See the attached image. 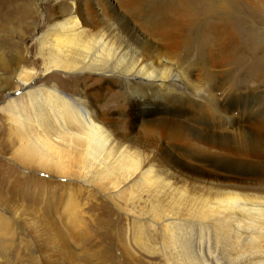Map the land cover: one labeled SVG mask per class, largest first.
I'll return each instance as SVG.
<instances>
[{
    "label": "bare ground",
    "instance_id": "1",
    "mask_svg": "<svg viewBox=\"0 0 264 264\" xmlns=\"http://www.w3.org/2000/svg\"><path fill=\"white\" fill-rule=\"evenodd\" d=\"M188 1L0 0V94L8 95L0 101L7 132L1 142L22 169L63 182H48L60 189L55 213L61 210L83 247L95 242L87 232L93 199L129 217L118 240L129 264H142L137 252L163 264H264L262 67L238 81L245 64L231 61L238 36L216 29L199 99L194 68L181 70L182 53L201 41ZM62 75L73 94L62 88L69 83ZM177 78L191 97L174 89ZM119 85L128 106L104 108ZM35 214L38 222L26 230L37 236L31 254L40 262L55 252L60 231ZM12 218L0 221L6 264H15L11 242L20 228ZM50 242L43 252L41 243Z\"/></svg>",
    "mask_w": 264,
    "mask_h": 264
},
{
    "label": "rangeland",
    "instance_id": "2",
    "mask_svg": "<svg viewBox=\"0 0 264 264\" xmlns=\"http://www.w3.org/2000/svg\"><path fill=\"white\" fill-rule=\"evenodd\" d=\"M158 1L160 3L167 2V0ZM188 2L192 7L191 13L194 15V19H192L191 22V28L194 29V35L199 34L201 41L196 44V49L190 48L189 50H185L182 53L183 55L181 57V62L183 63H181V70H184L185 73L186 68V72L189 73L190 70H193L194 68L193 71L195 74H193V71L190 72L191 75H194L191 76L193 77L191 81H193V84L196 87L199 99L203 96L201 93H203L206 84V76L207 74L211 73V70L208 69L209 66L207 64V58L209 57L208 55L212 49V51L217 49V46L214 42L216 39L215 31L216 29L221 30V27H228L233 32L232 34L238 36L239 51L235 50V57L233 56L231 61L235 63L237 60H242L245 64L244 68L241 69L242 71L240 70V75H238L237 80L243 81L245 78L244 75L253 74V68L255 69L262 67L261 70H259V74L261 76L258 79L260 80L258 83L264 85L263 80L261 79V77L264 78V74H261L264 73V0H200L199 6H194L193 0H189ZM42 6L45 7L44 5ZM208 7L211 9V12ZM47 13L48 12L45 8L40 11L39 20L40 22L42 21V28L46 24ZM12 26L13 25H11V27ZM42 28L37 30V34L41 33ZM197 28L200 29L198 30ZM202 36L204 39H201ZM211 37L214 39V41ZM32 44V40H26L25 42V45L28 48L31 47ZM33 58L34 55L31 51L30 60L33 61ZM259 59L262 60L260 61ZM62 77L66 78L64 75H62ZM59 79L60 78H58V80ZM176 80V86L174 89L182 90L191 97L193 94L192 90H190L191 88L188 87L180 78H177ZM67 82L69 83H66L65 87L62 86V88H65L68 94H73L76 90L75 86L70 81V79ZM91 84V82L85 83L87 88L93 85ZM114 97L117 105L113 104L110 105V107H107L110 99H113ZM2 99L6 101L8 99V95L3 96L0 94V101ZM128 102L129 99L125 89L119 85L118 87L114 88L110 95L102 102V106L115 111L118 109V107L128 106ZM201 103L202 101H199L196 104L198 105ZM1 104V106H3V102ZM243 115L244 118L247 117L246 114L243 113L242 116ZM252 117L254 118V115ZM208 126L211 130H213V124H208ZM225 126L229 127V125ZM195 127L199 128L202 127V125L201 123H197ZM6 133L5 123L0 114V144L2 143L1 140L5 139ZM4 146L5 144L3 143L0 145V194L2 195L0 198V221H2V223H5L3 221H14L12 217H17L20 222V228L14 231L16 238H14V240L11 242L13 247L10 258L13 263L26 264L30 261L29 263L31 264H47L49 261V264H57V262H63L66 259L69 261V264H129L127 260H123L122 249L118 245V240H122V238H124V235L121 236L124 229L128 228L129 226V217H126L125 213L114 208L112 204L104 203L103 201L97 202L93 199L91 202L89 201V204H91L90 216L95 218V221L91 222V219L87 221L90 225H88V231H86L89 233V235H91L90 238L95 242L92 243L89 248L83 247L81 245V239L79 236L78 238L77 236L75 237V235L67 229L64 221L61 219L59 213L61 210H58L59 212L57 214L55 213L57 208L54 202L56 201L57 195H60L58 192L60 189L53 191V186L55 185L50 186L48 185V182L52 183L56 180L53 179V177L50 178L40 172L22 169L20 166L11 161V152H9L7 147ZM56 182L63 184L61 180H57ZM82 197H84V195H82ZM84 199V202L88 201L86 200V196ZM97 205L100 206L97 207ZM59 209L61 208L59 207ZM97 210L100 211L96 212ZM36 212L51 218V221L55 222L53 224L58 225V232L60 231V233H58L57 230L53 232L58 233L59 235H56L60 238L58 237L57 239L58 245L55 252H52L50 256L47 257L46 254H44V251L49 249L51 242L46 246L41 243L43 246L41 245L40 247H42V251L44 250L43 256L45 255V259L42 257L40 262L36 261L35 259L32 260L31 254V250L35 248L34 242L37 241V236L34 235V237H32V233L27 232L26 230H30L34 227V223L38 222L37 214H35ZM2 234H0V237ZM51 235L48 236L51 237ZM97 247L100 248L97 249ZM118 247L121 250L118 249ZM137 253L138 256L141 254L140 256L142 259V264H163L155 258L152 259L147 254L143 255L142 252ZM5 259L6 258L2 257L0 253V264H6Z\"/></svg>",
    "mask_w": 264,
    "mask_h": 264
}]
</instances>
